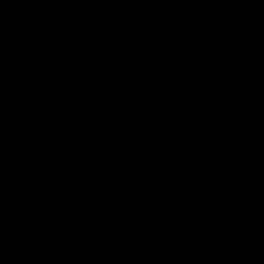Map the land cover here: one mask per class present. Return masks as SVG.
Returning <instances> with one entry per match:
<instances>
[{
	"label": "water",
	"instance_id": "obj_1",
	"mask_svg": "<svg viewBox=\"0 0 264 264\" xmlns=\"http://www.w3.org/2000/svg\"><path fill=\"white\" fill-rule=\"evenodd\" d=\"M264 84V0H156Z\"/></svg>",
	"mask_w": 264,
	"mask_h": 264
}]
</instances>
